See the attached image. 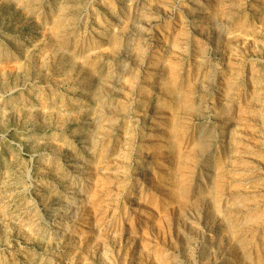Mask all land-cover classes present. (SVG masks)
<instances>
[{"label":"rangeland","instance_id":"1","mask_svg":"<svg viewBox=\"0 0 264 264\" xmlns=\"http://www.w3.org/2000/svg\"><path fill=\"white\" fill-rule=\"evenodd\" d=\"M0 264H264V0H0Z\"/></svg>","mask_w":264,"mask_h":264},{"label":"bare ground","instance_id":"2","mask_svg":"<svg viewBox=\"0 0 264 264\" xmlns=\"http://www.w3.org/2000/svg\"><path fill=\"white\" fill-rule=\"evenodd\" d=\"M235 84V83H234ZM238 140H240V139H238ZM75 193V189H73V188H71L70 190H69V192L67 193V195H73ZM248 209V208H247Z\"/></svg>","mask_w":264,"mask_h":264}]
</instances>
